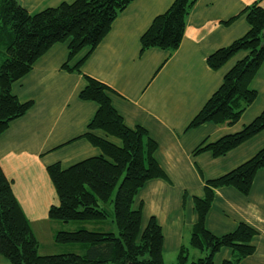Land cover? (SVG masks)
I'll use <instances>...</instances> for the list:
<instances>
[{"label": "crops", "instance_id": "0c3cea01", "mask_svg": "<svg viewBox=\"0 0 264 264\" xmlns=\"http://www.w3.org/2000/svg\"><path fill=\"white\" fill-rule=\"evenodd\" d=\"M18 1L28 12L36 13L75 0ZM256 1L264 7V0H198L186 19L182 42L173 52L158 48L143 51L141 37L174 0H133L87 57L80 72L63 66L69 61L68 66L73 67L86 49L69 60L67 42L51 46L32 70L12 86L21 101H32L33 106L0 135V165L12 181L14 194L30 224L32 219L44 221L41 226L52 223L49 209L58 201L47 167L60 163L68 168L100 154L99 149L81 138L98 110L96 103L79 97L86 86L85 76H89L112 89V105L126 126L143 127L158 143L156 159L168 179L146 182L134 207L142 208L143 227L151 217L158 221L164 235V258L176 261L197 222L194 198L204 196L206 180L229 173L264 147L263 131L221 157L209 152L193 154L201 143L239 132L262 113L264 62L251 83L257 98L238 123H207L188 129L222 85L227 72L246 56L240 52L218 70L207 64L212 53L248 32L249 24L240 13ZM242 222L257 234L254 253L239 264H264V168L257 171L246 196L233 187L215 190L207 228L221 236ZM190 256L197 259L201 254L190 250ZM231 257L232 250L223 248L216 254L214 264Z\"/></svg>", "mask_w": 264, "mask_h": 264}, {"label": "trees", "instance_id": "16d2710c", "mask_svg": "<svg viewBox=\"0 0 264 264\" xmlns=\"http://www.w3.org/2000/svg\"><path fill=\"white\" fill-rule=\"evenodd\" d=\"M132 1L75 0L30 13L18 0H0V135L33 106L32 101L23 102L13 93V84L60 42L68 43L69 60L87 50L73 67L68 66L69 61L63 66L80 72L87 57ZM197 1L174 0L142 35V50L178 49L186 19ZM240 15L249 24L248 32L212 53L207 64L218 70L238 53L245 52L246 56L227 72L222 85L188 129L207 123L235 125L257 98L251 83L264 62V7L256 1ZM85 79L86 86L79 97L96 103L98 110L81 138L99 149L100 154L68 168L60 163L47 167L58 201L50 207L49 219L76 226L75 230H59L54 240L60 245L76 246L82 253L39 254V241L14 194L12 181L0 165V255L7 264H166L162 227L154 217L143 227L142 208L134 207L146 182L168 179L156 159L158 143L143 127L126 126L112 105L113 91L109 86L89 76ZM263 131L264 110L239 132L215 142H203L193 154L209 152L221 157ZM262 168L264 147L229 173L206 180L204 196L194 198L197 222L188 244L181 246L173 264H214L216 254L223 248L231 249L232 257L222 264H239L254 253V228L242 222L235 230L217 236L207 228L206 218L216 189L233 187L246 196ZM88 223L90 230L84 226ZM190 250L201 256L192 258Z\"/></svg>", "mask_w": 264, "mask_h": 264}, {"label": "rangeland", "instance_id": "374dc122", "mask_svg": "<svg viewBox=\"0 0 264 264\" xmlns=\"http://www.w3.org/2000/svg\"><path fill=\"white\" fill-rule=\"evenodd\" d=\"M49 219V218H48ZM36 219H32L31 224L35 226L33 229V232L35 233L38 241H39V254L40 255H50V254H61L65 252H80V250L76 246H67V245H60L57 244L54 240L55 234L59 230H75L76 226H72V224H62L61 226H58L53 221L51 224L41 226V224L44 222H33ZM50 220V219H49ZM31 225V227H32ZM40 225V226H37ZM85 228L90 230V224H85ZM45 227L47 231L45 230ZM82 253V252H80ZM171 257H167L165 260L166 264H173L175 261L174 258L170 259ZM174 261V262H172ZM0 264H7V261L5 258H3L0 255Z\"/></svg>", "mask_w": 264, "mask_h": 264}]
</instances>
